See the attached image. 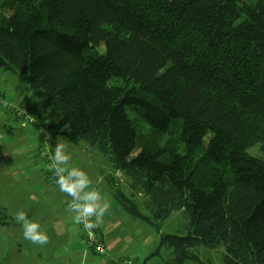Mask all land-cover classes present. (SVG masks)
Masks as SVG:
<instances>
[{"label":"trees","instance_id":"trees-1","mask_svg":"<svg viewBox=\"0 0 264 264\" xmlns=\"http://www.w3.org/2000/svg\"><path fill=\"white\" fill-rule=\"evenodd\" d=\"M0 68L44 93L52 138L127 179L132 219L182 212L186 234L159 239L170 264L195 247L264 264V159L247 153L264 145V0H0Z\"/></svg>","mask_w":264,"mask_h":264},{"label":"rangeland","instance_id":"rangeland-1","mask_svg":"<svg viewBox=\"0 0 264 264\" xmlns=\"http://www.w3.org/2000/svg\"><path fill=\"white\" fill-rule=\"evenodd\" d=\"M45 96L30 88L25 75L0 68V264H110L132 261L135 264H170L171 251L161 246V234H186L182 212H173L159 231L141 220H134L116 200L118 191L130 196L127 179L114 173L108 158L89 148L85 142L68 143L69 167L86 172L94 187L110 204L109 213L98 229L104 236L100 243L104 255L88 250L82 224L68 210L71 197L48 182L51 156L55 145L65 140L49 135ZM35 117H39L35 121ZM44 117V119H43ZM59 115L52 117L57 121ZM66 130V129H65ZM264 145L247 150L264 159ZM113 177V181H111ZM24 211L38 222L49 242L34 244L24 238L23 228L14 213ZM142 214H146L141 210ZM4 222L6 224L2 225ZM223 248L195 247L183 264H225Z\"/></svg>","mask_w":264,"mask_h":264},{"label":"clouds","instance_id":"clouds-1","mask_svg":"<svg viewBox=\"0 0 264 264\" xmlns=\"http://www.w3.org/2000/svg\"><path fill=\"white\" fill-rule=\"evenodd\" d=\"M70 160L67 140L58 141L51 156L50 170L56 177L60 191L71 197L68 210L75 214L73 219L77 224H83L86 229L98 227L109 213L110 204L94 187L86 172L69 167ZM14 218L21 224L25 239L41 246L49 242V237L41 229L40 223L29 220L26 212L18 211L14 213Z\"/></svg>","mask_w":264,"mask_h":264},{"label":"built area","instance_id":"built-area-1","mask_svg":"<svg viewBox=\"0 0 264 264\" xmlns=\"http://www.w3.org/2000/svg\"><path fill=\"white\" fill-rule=\"evenodd\" d=\"M84 229H85V231L87 233V240H88L89 244H95L97 241L95 239V236H94V233L92 231V228H87L86 229L85 226H84ZM95 249H96L97 252L100 253V255H104L105 254L104 247L98 242H97V246H96ZM123 264H130V263L129 262H125Z\"/></svg>","mask_w":264,"mask_h":264},{"label":"crops","instance_id":"crops-1","mask_svg":"<svg viewBox=\"0 0 264 264\" xmlns=\"http://www.w3.org/2000/svg\"><path fill=\"white\" fill-rule=\"evenodd\" d=\"M99 232H100V230H99ZM100 234H101V236H102V240H103V243H104V242H105V241H104V236H103V234H102L101 232H100ZM29 241H30V240H29ZM105 243H106V242H105ZM105 243H104V244H105Z\"/></svg>","mask_w":264,"mask_h":264}]
</instances>
